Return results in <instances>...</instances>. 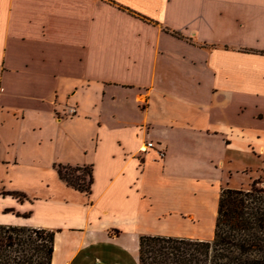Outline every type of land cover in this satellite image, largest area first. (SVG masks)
I'll use <instances>...</instances> for the list:
<instances>
[{"label":"crops","instance_id":"crops-1","mask_svg":"<svg viewBox=\"0 0 264 264\" xmlns=\"http://www.w3.org/2000/svg\"><path fill=\"white\" fill-rule=\"evenodd\" d=\"M232 146L264 156V0H0V225L55 232L52 264L212 240Z\"/></svg>","mask_w":264,"mask_h":264},{"label":"trees","instance_id":"trees-1","mask_svg":"<svg viewBox=\"0 0 264 264\" xmlns=\"http://www.w3.org/2000/svg\"><path fill=\"white\" fill-rule=\"evenodd\" d=\"M120 9L125 10L124 7ZM55 169L68 186L91 193L92 165L72 167L59 164ZM262 183L258 179L249 189H222L212 240L141 236L139 264H264ZM3 195L21 201L27 198L17 192H4ZM54 242L53 231L0 225V264H52Z\"/></svg>","mask_w":264,"mask_h":264},{"label":"rangeland","instance_id":"rangeland-1","mask_svg":"<svg viewBox=\"0 0 264 264\" xmlns=\"http://www.w3.org/2000/svg\"><path fill=\"white\" fill-rule=\"evenodd\" d=\"M256 154L248 148H243L242 146H232L228 150L225 157L226 170H231L235 176L230 184V188L233 189H249L253 181H250V178L255 177L257 172H260L261 169H264V156L259 154L258 150H255ZM248 168L252 169V172H248L247 175H242L244 172L243 169ZM237 172L239 173L237 175ZM263 174V172L261 173ZM264 176V175H263ZM222 179L224 177L220 176ZM264 187V184H263ZM211 216L216 218L217 208L210 210ZM207 229L214 230V225L209 223Z\"/></svg>","mask_w":264,"mask_h":264},{"label":"built area","instance_id":"built-area-1","mask_svg":"<svg viewBox=\"0 0 264 264\" xmlns=\"http://www.w3.org/2000/svg\"><path fill=\"white\" fill-rule=\"evenodd\" d=\"M75 113H76L75 109H71L70 110V114H75ZM148 147L152 148V147H154V144L153 143H148Z\"/></svg>","mask_w":264,"mask_h":264}]
</instances>
